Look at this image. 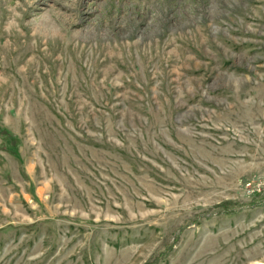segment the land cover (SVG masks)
Segmentation results:
<instances>
[{
	"label": "rangeland",
	"instance_id": "1",
	"mask_svg": "<svg viewBox=\"0 0 264 264\" xmlns=\"http://www.w3.org/2000/svg\"><path fill=\"white\" fill-rule=\"evenodd\" d=\"M0 264H264V0H0Z\"/></svg>",
	"mask_w": 264,
	"mask_h": 264
}]
</instances>
